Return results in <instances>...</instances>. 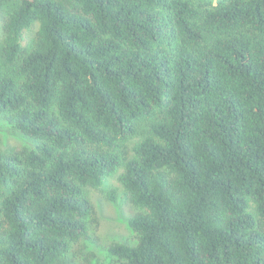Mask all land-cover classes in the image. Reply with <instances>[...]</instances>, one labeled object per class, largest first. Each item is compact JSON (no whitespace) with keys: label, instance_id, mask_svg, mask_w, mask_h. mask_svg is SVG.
I'll return each mask as SVG.
<instances>
[{"label":"trees","instance_id":"16d2710c","mask_svg":"<svg viewBox=\"0 0 264 264\" xmlns=\"http://www.w3.org/2000/svg\"><path fill=\"white\" fill-rule=\"evenodd\" d=\"M2 7L0 118L31 144L0 149V264H87L84 188L119 168L118 264H264V0Z\"/></svg>","mask_w":264,"mask_h":264},{"label":"rangeland","instance_id":"374dc122","mask_svg":"<svg viewBox=\"0 0 264 264\" xmlns=\"http://www.w3.org/2000/svg\"><path fill=\"white\" fill-rule=\"evenodd\" d=\"M4 13V8L0 9V25ZM38 23L32 25L31 29L25 32L27 40L33 36ZM0 27V42L2 40ZM4 67L0 62V73ZM31 141L15 131L4 119L0 118V149L3 151L12 148L28 146ZM122 168L117 169L108 176L99 187H85L84 191L89 198L93 219L89 224L88 230L83 238L72 245L68 256L75 255L77 263L87 264H118L115 258L106 251V246L112 242L133 243L134 233L128 225V219L136 212L134 207L126 197V194L118 180ZM114 189L115 199L112 200L108 193Z\"/></svg>","mask_w":264,"mask_h":264}]
</instances>
